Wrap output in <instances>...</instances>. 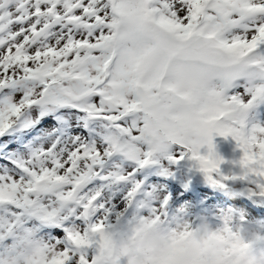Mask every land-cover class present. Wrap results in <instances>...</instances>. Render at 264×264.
<instances>
[{"label": "snow or ice", "instance_id": "6c2138e0", "mask_svg": "<svg viewBox=\"0 0 264 264\" xmlns=\"http://www.w3.org/2000/svg\"><path fill=\"white\" fill-rule=\"evenodd\" d=\"M261 103L264 0H0V264H199L169 185L264 197Z\"/></svg>", "mask_w": 264, "mask_h": 264}, {"label": "rangeland", "instance_id": "374dc122", "mask_svg": "<svg viewBox=\"0 0 264 264\" xmlns=\"http://www.w3.org/2000/svg\"><path fill=\"white\" fill-rule=\"evenodd\" d=\"M264 126V103L259 104L250 114V126L255 123ZM213 143L215 152L223 158L224 163L220 165V172L224 176L239 175L240 167L238 161L242 156L241 150L236 142L231 138L214 136ZM206 149H202L204 154ZM190 183L185 188L184 183ZM175 188H179L180 194L188 197L186 201H178ZM248 184L244 181L237 182L236 192L229 194L218 187H213L207 183L203 173L194 167L193 162L183 161L177 178L169 185V191L173 192L171 209L174 211L181 203L187 202L193 205V212L196 215H206L215 226H221L218 218L222 210L232 209L235 214L244 216L246 220H251L261 228H264V197L251 196L248 193Z\"/></svg>", "mask_w": 264, "mask_h": 264}, {"label": "clouds", "instance_id": "9594fccd", "mask_svg": "<svg viewBox=\"0 0 264 264\" xmlns=\"http://www.w3.org/2000/svg\"><path fill=\"white\" fill-rule=\"evenodd\" d=\"M188 207L191 210L193 205ZM234 216L232 237L203 214L178 217L173 231L190 233L187 247L199 264H264V228L251 220L241 221L239 214Z\"/></svg>", "mask_w": 264, "mask_h": 264}]
</instances>
